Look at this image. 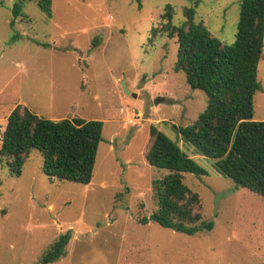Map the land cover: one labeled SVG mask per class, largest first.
I'll use <instances>...</instances> for the list:
<instances>
[{
    "label": "rangeland",
    "instance_id": "374dc122",
    "mask_svg": "<svg viewBox=\"0 0 264 264\" xmlns=\"http://www.w3.org/2000/svg\"><path fill=\"white\" fill-rule=\"evenodd\" d=\"M18 1L0 0V147L18 105L104 128L88 185L50 180L37 150L20 177L0 165V264H36L68 230L66 255L54 264H264V199L222 177L176 130L198 119L207 96L174 71L178 42L163 32L167 5L177 26L196 7V21L232 45L242 0H52L51 16L28 0L14 18ZM258 81L254 120L264 121V58ZM152 125L208 172L183 173V182L211 231L139 223L156 209L153 182L169 173L145 159Z\"/></svg>",
    "mask_w": 264,
    "mask_h": 264
},
{
    "label": "trees",
    "instance_id": "16d2710c",
    "mask_svg": "<svg viewBox=\"0 0 264 264\" xmlns=\"http://www.w3.org/2000/svg\"><path fill=\"white\" fill-rule=\"evenodd\" d=\"M27 1L15 3L14 18L20 16ZM51 3L38 0V7L51 16ZM184 16L182 24L174 25L173 8L167 5L162 15L163 32L178 42L174 71L184 73L192 89L206 94L207 107L189 126L175 128L197 154L215 161L222 177L264 199V121L254 120V97L261 89L258 66L264 58V0L241 1L232 45L222 43L206 25L196 21V7L186 8ZM14 25L12 21L11 27ZM152 33L156 35V30ZM103 128L102 121L49 120L18 105L7 118L0 165L5 164L12 176L20 177L31 152L37 150L44 160L43 173L50 180L88 185L103 141ZM150 139L146 161L169 173L153 182L156 209L149 217H141L139 223L156 222L189 236L211 231L214 223L203 220L199 195L183 182V173L204 176L208 172L153 125ZM72 237V230L61 234L36 264L60 261Z\"/></svg>",
    "mask_w": 264,
    "mask_h": 264
},
{
    "label": "water",
    "instance_id": "95a60500",
    "mask_svg": "<svg viewBox=\"0 0 264 264\" xmlns=\"http://www.w3.org/2000/svg\"><path fill=\"white\" fill-rule=\"evenodd\" d=\"M119 83H120V85H122V87H123L125 93H126L127 95H129L131 92L127 89V87H126V85H125V82H124V81H120ZM134 96H135V95H134ZM162 100H163L162 98H161V99H158V100L156 101V104L160 103Z\"/></svg>",
    "mask_w": 264,
    "mask_h": 264
}]
</instances>
